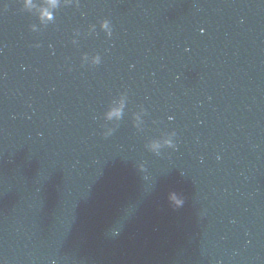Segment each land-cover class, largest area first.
Returning <instances> with one entry per match:
<instances>
[{"label": "clouds", "instance_id": "9594fccd", "mask_svg": "<svg viewBox=\"0 0 264 264\" xmlns=\"http://www.w3.org/2000/svg\"><path fill=\"white\" fill-rule=\"evenodd\" d=\"M57 0H50L51 5L54 7L56 5ZM26 4L30 5L31 4V0H26ZM40 18L41 20L44 19H48L51 20L52 17V13L49 10V8L47 6L41 5L40 6ZM102 28L107 29L108 30V35L111 36L112 35V29H109V24L108 21L105 20L102 22L101 25ZM75 43V41H74ZM39 46V45H37ZM82 64H91V65H99L101 63V56L99 55V53L93 54L91 55V58L89 59V55L87 53L84 54L83 56V60L81 61ZM126 95V93H122L121 94V98L118 99H113V101L109 104V106L107 107V110L104 112V118L108 121H112L113 119L115 120H119L122 118L123 116V112H124V100H123V96ZM169 119H172V117L170 116ZM105 137H107L108 135H110V131L108 133L104 134ZM169 136H176V132L173 130ZM165 143L171 144L172 141L171 139H165L164 141ZM152 147H159V142L158 141H153L152 142ZM176 146V145H175ZM174 146V147H175ZM171 199L177 204L180 205L183 203L182 200L178 199L175 194H173L171 196Z\"/></svg>", "mask_w": 264, "mask_h": 264}]
</instances>
